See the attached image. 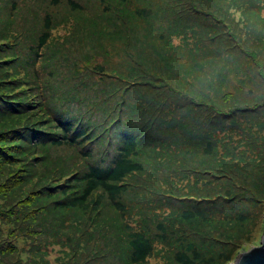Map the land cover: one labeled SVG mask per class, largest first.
I'll return each mask as SVG.
<instances>
[{"label": "trees", "instance_id": "1", "mask_svg": "<svg viewBox=\"0 0 264 264\" xmlns=\"http://www.w3.org/2000/svg\"><path fill=\"white\" fill-rule=\"evenodd\" d=\"M263 213L264 0H0V264H223Z\"/></svg>", "mask_w": 264, "mask_h": 264}, {"label": "water", "instance_id": "2", "mask_svg": "<svg viewBox=\"0 0 264 264\" xmlns=\"http://www.w3.org/2000/svg\"><path fill=\"white\" fill-rule=\"evenodd\" d=\"M233 264H264V226L260 243L237 254Z\"/></svg>", "mask_w": 264, "mask_h": 264}, {"label": "rangeland", "instance_id": "3", "mask_svg": "<svg viewBox=\"0 0 264 264\" xmlns=\"http://www.w3.org/2000/svg\"><path fill=\"white\" fill-rule=\"evenodd\" d=\"M263 226H264V213L261 215L259 221L257 224H255L251 230V232H247L245 230H242V233L245 234L246 236H250V240L244 241V245L240 250L233 256V258L225 262L223 264H233L234 260L237 256V254L241 253L244 250H248L252 246L258 245L261 240L262 232H263ZM52 262V259H51ZM156 260L154 258H151L149 263L150 264H155Z\"/></svg>", "mask_w": 264, "mask_h": 264}]
</instances>
